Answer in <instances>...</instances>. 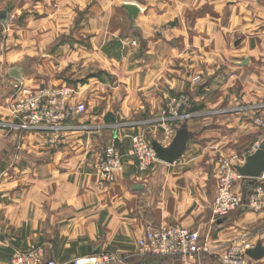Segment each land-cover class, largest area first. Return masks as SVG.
Here are the masks:
<instances>
[{
	"label": "crops",
	"instance_id": "0c3cea01",
	"mask_svg": "<svg viewBox=\"0 0 264 264\" xmlns=\"http://www.w3.org/2000/svg\"><path fill=\"white\" fill-rule=\"evenodd\" d=\"M11 1L16 13L30 12L33 26L48 29L47 42L54 28H61L57 35L76 28L73 34L83 44L77 49L79 69L87 68L90 54L101 74L88 84L89 102L98 112L93 117L113 114L130 125L96 132L76 129V119L70 120L58 149L44 144L41 133L6 131L20 82L41 85L27 75L26 64L7 65L12 56L0 40V264L39 244L47 246L48 257L63 261L109 250L128 264H186L140 251L138 241L150 226L199 231L212 252L189 264H222L216 254L242 237L264 249V211L240 208L219 219L214 213L220 161L239 155L243 166L264 140L254 122L257 113L264 116L256 110L264 100V0H0V14ZM131 5L139 9L135 17ZM165 25V33L155 31ZM119 37L138 46L117 57L103 52L102 43ZM17 67L21 80L10 74ZM103 71L110 77L103 80ZM182 92L192 97L184 113L199 114L173 120L175 136L165 141L158 120ZM180 130L188 133L183 155L140 171L129 154L131 135L143 133L168 148ZM113 142L124 167L105 182L97 166ZM242 187L236 183V190ZM249 264H264V256H249Z\"/></svg>",
	"mask_w": 264,
	"mask_h": 264
},
{
	"label": "built area",
	"instance_id": "2783aa9c",
	"mask_svg": "<svg viewBox=\"0 0 264 264\" xmlns=\"http://www.w3.org/2000/svg\"><path fill=\"white\" fill-rule=\"evenodd\" d=\"M1 24L0 20V26ZM191 103V95L182 92L174 95L163 108L158 121L165 126V141L175 136V130L171 126L173 120L199 114L196 111L184 113ZM11 108L15 118L18 119V127L41 132L65 130L68 128V121L78 118L87 110L86 104L77 101L74 90L68 86H45L33 90L24 84L12 93ZM256 122L264 123L260 118ZM260 145L261 143L257 142L254 150H258ZM129 154L136 159L140 171H146L151 165L160 161L153 144L140 133L132 135ZM239 159L240 156L235 155L220 161V176L214 203L216 219L228 216L240 208L254 213L264 211V172L257 178H251L254 184L249 195L245 196L243 187L240 191L235 188L237 182H244L247 178L236 168ZM97 167L105 182H112L123 170V154L115 143L105 148L104 156ZM138 245L143 254L175 256L186 264L203 253L212 252L202 242L199 231L181 225L150 226L138 241ZM253 247L247 238L242 237L228 244L216 256L222 264H249L248 251ZM47 250V246L43 244L17 250L11 259V264H128L123 256L109 250H100L97 253L76 256L64 261L48 257Z\"/></svg>",
	"mask_w": 264,
	"mask_h": 264
},
{
	"label": "rangeland",
	"instance_id": "374dc122",
	"mask_svg": "<svg viewBox=\"0 0 264 264\" xmlns=\"http://www.w3.org/2000/svg\"><path fill=\"white\" fill-rule=\"evenodd\" d=\"M12 4H14L13 1L9 2L5 6L3 11L10 9L8 21L0 26L1 43L3 44L4 49L7 50L8 54H11L10 56H12L8 57L7 65L26 64L28 67L27 75H29L32 79L36 78L37 80L35 79V81L37 82L35 83H38V85L40 83L41 85L33 87L29 86V88L33 90L43 88L48 85L68 86L74 90L75 99L77 100L79 98L77 101L82 100L80 102H83L88 106L87 110L81 116L76 118L75 124L77 125H73L74 128L96 132H102L109 127H111L109 129L113 132H118L121 128L126 129L130 125L129 122H127V120L117 121L113 114L106 115L105 119H100L98 121L97 118L95 119L93 117L98 112L96 111L93 102L92 104L89 102L90 98L87 94L91 92L88 84L93 82L94 78L100 77L101 74L99 73V70H95L93 67L92 58L88 59L90 54H86L85 56L86 60L89 62V64L86 65L87 68L83 70V68L81 69L80 67L79 69L78 62L81 59L79 58V54H77V49L79 45L83 44H79V40L73 34L76 28H65L64 32L59 31L60 35H57V31L61 28H54V39L52 42H47L45 38L47 37L46 33L48 32V29L45 27L36 28L33 26L29 21L30 12L27 10L22 11L21 13H16L14 8H11ZM131 8L133 10H129V15L133 17L137 16L139 9H137L134 5H131ZM82 13L83 11L81 14ZM87 13L88 12L86 11V14ZM169 28V25H165L159 28L157 27L155 31L158 33H165ZM36 29L38 30V34L35 33ZM132 30H134L133 27L130 28V31ZM125 39L126 37L113 38L102 43L103 52L108 53L109 56L113 53V55L117 57V53L119 51L121 54L123 52L128 53L131 51V47L138 46L137 40L129 42ZM86 49H92V46L87 44ZM103 73H105L103 80L110 77L107 71H103ZM23 84L25 85V83L21 81L20 85ZM258 105H262L263 107L258 108ZM9 107L12 120H8L3 123L6 131L18 133H41L44 138L43 143L53 146L54 149H58L64 144L68 128L56 132H41L33 129L20 128L17 126L19 124L18 119L15 118L11 108V99ZM256 107V110L264 111V100L258 103ZM261 114V112L256 114L254 122L259 118L264 122V116H261ZM258 125H260L264 130V123H258Z\"/></svg>",
	"mask_w": 264,
	"mask_h": 264
},
{
	"label": "water",
	"instance_id": "95a60500",
	"mask_svg": "<svg viewBox=\"0 0 264 264\" xmlns=\"http://www.w3.org/2000/svg\"><path fill=\"white\" fill-rule=\"evenodd\" d=\"M131 8V6H130ZM10 9L6 11H2L0 14V20L3 23L8 21V14ZM10 74L15 78L21 80L23 78V70L22 68H13L10 71ZM188 141V133L186 130H180L176 137L174 138L172 144L167 148L156 142L153 143V146L158 154L159 160L167 163H173L178 158H180L186 148ZM237 170L244 177L247 178H257L264 172V140L260 145L259 149L252 155L248 156L246 159V163L241 166L238 165ZM97 250L95 253L99 252ZM248 255L252 258L259 259L264 256V249L261 246H257L248 251Z\"/></svg>",
	"mask_w": 264,
	"mask_h": 264
},
{
	"label": "trees",
	"instance_id": "16d2710c",
	"mask_svg": "<svg viewBox=\"0 0 264 264\" xmlns=\"http://www.w3.org/2000/svg\"><path fill=\"white\" fill-rule=\"evenodd\" d=\"M253 184H254V180L253 179L245 178V180L243 182V191H244L245 196L249 195V193L252 190Z\"/></svg>",
	"mask_w": 264,
	"mask_h": 264
}]
</instances>
